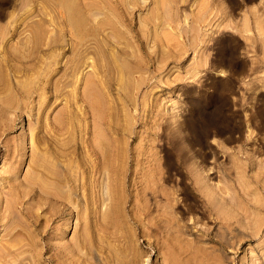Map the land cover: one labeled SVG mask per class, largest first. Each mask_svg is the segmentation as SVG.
I'll list each match as a JSON object with an SVG mask.
<instances>
[{"label": "rangeland", "instance_id": "rangeland-1", "mask_svg": "<svg viewBox=\"0 0 264 264\" xmlns=\"http://www.w3.org/2000/svg\"><path fill=\"white\" fill-rule=\"evenodd\" d=\"M113 1L0 0V264H264V0Z\"/></svg>", "mask_w": 264, "mask_h": 264}, {"label": "bare ground", "instance_id": "bare-ground-1", "mask_svg": "<svg viewBox=\"0 0 264 264\" xmlns=\"http://www.w3.org/2000/svg\"><path fill=\"white\" fill-rule=\"evenodd\" d=\"M95 1V0H94ZM97 2V1H96ZM113 2H115V4H120V1L119 0H114ZM157 4V3H156ZM139 16V15H138ZM141 18V17H140ZM19 186V185H18ZM12 191V190H11ZM211 211V210H210ZM4 213V212H3ZM3 216V214L0 212V222H1V218H3L2 217ZM32 220V219H31ZM34 222V221H33ZM41 227V226H40ZM9 228V227H8ZM27 233V232H26Z\"/></svg>", "mask_w": 264, "mask_h": 264}]
</instances>
